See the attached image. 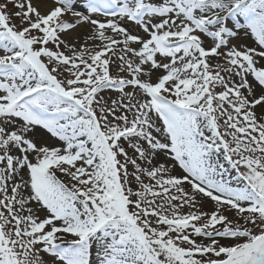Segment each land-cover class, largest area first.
I'll list each match as a JSON object with an SVG mask.
<instances>
[{"label":"snow or ice","instance_id":"obj_1","mask_svg":"<svg viewBox=\"0 0 264 264\" xmlns=\"http://www.w3.org/2000/svg\"><path fill=\"white\" fill-rule=\"evenodd\" d=\"M0 264H264V0H0Z\"/></svg>","mask_w":264,"mask_h":264},{"label":"rangeland","instance_id":"obj_2","mask_svg":"<svg viewBox=\"0 0 264 264\" xmlns=\"http://www.w3.org/2000/svg\"><path fill=\"white\" fill-rule=\"evenodd\" d=\"M105 95H107V93ZM231 173H232V175H235V171L234 170H231Z\"/></svg>","mask_w":264,"mask_h":264}]
</instances>
